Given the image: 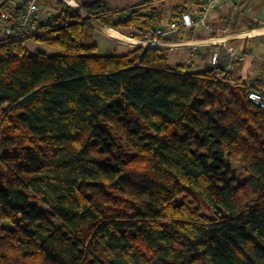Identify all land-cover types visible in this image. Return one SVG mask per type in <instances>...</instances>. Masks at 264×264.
<instances>
[{"label": "trees", "instance_id": "obj_1", "mask_svg": "<svg viewBox=\"0 0 264 264\" xmlns=\"http://www.w3.org/2000/svg\"><path fill=\"white\" fill-rule=\"evenodd\" d=\"M52 1L67 26L0 37V264H264V111L246 83L172 67L167 48L97 55L90 22L140 39L162 18L149 2L78 0L83 17Z\"/></svg>", "mask_w": 264, "mask_h": 264}, {"label": "crops", "instance_id": "obj_2", "mask_svg": "<svg viewBox=\"0 0 264 264\" xmlns=\"http://www.w3.org/2000/svg\"><path fill=\"white\" fill-rule=\"evenodd\" d=\"M148 2L162 12L157 29L167 27L178 13L189 12L196 15L202 0H147L135 6ZM135 6L112 8L108 4L111 10H130ZM238 8H241L244 14L239 12ZM239 17L245 18L243 20L246 24L231 27L227 20ZM89 25L93 35L98 32L112 44L103 56H121L130 49L142 45L141 39L130 38L96 21L90 22ZM93 43L98 47L94 36ZM161 46L169 49L170 53H176L178 59L176 61L181 63L177 65L187 64L189 72L211 68V55L216 51L219 52L220 61L224 63L229 57L227 51L231 49L234 55L240 57L230 71L233 79L241 82L264 81V0L222 2L210 13L207 27L186 30L172 37L170 42H161Z\"/></svg>", "mask_w": 264, "mask_h": 264}, {"label": "built area", "instance_id": "obj_3", "mask_svg": "<svg viewBox=\"0 0 264 264\" xmlns=\"http://www.w3.org/2000/svg\"><path fill=\"white\" fill-rule=\"evenodd\" d=\"M70 11H76L85 16L78 0H60ZM227 0H202L196 15L189 12L176 16L165 28H157L153 32L137 31L140 39L144 40L149 48L161 46L162 40L190 29H200L208 26L210 13L215 7ZM38 22L47 27L67 26L65 20H55L53 11L46 10L41 5V0H0V30L3 37L11 40H23L31 38L38 33ZM228 59L222 63L219 52L212 53L211 67H219L223 73L217 72L216 77L230 79V71L240 57L234 55L229 49ZM229 73V74H228ZM248 99L257 108L264 111V82L254 81L246 83Z\"/></svg>", "mask_w": 264, "mask_h": 264}, {"label": "rangeland", "instance_id": "obj_4", "mask_svg": "<svg viewBox=\"0 0 264 264\" xmlns=\"http://www.w3.org/2000/svg\"><path fill=\"white\" fill-rule=\"evenodd\" d=\"M144 1H147V0H108V4L112 8H114V7L129 8V7L135 6L139 2H144ZM227 1H229V0H227ZM166 5H167V3H166ZM43 8H45L46 10H50V11L54 12V11L58 10V5L55 3V1H52V2H49V3L45 4L43 6ZM241 10H242L241 8H238L239 12H242ZM242 14H244V13L242 12ZM242 14H240V15H242ZM243 19H245V18H243V17H239L238 19L229 18L227 21H228V23L230 24L231 27L232 26H241V25L246 24V22ZM135 30L136 29H132V30H130V32H133ZM182 32H184V31H182ZM182 32H180V33H182ZM125 33L126 34H124V33H121V34L130 37L128 35V33H129L128 31H126ZM180 33H178V34H180ZM178 34H176L174 36H177ZM93 36H94L95 42H96V44L98 46L97 47L98 50H97L96 54L99 55V56H103L104 54H106V50L112 44H111V42H109V40H107L103 35H101L98 32L97 33L95 32V34ZM0 37H3V33L1 32V30H0ZM130 38H132V37H130ZM141 41L143 43L141 45V47L149 48V47L146 46L147 44H145L146 42L144 40H141ZM138 45H140V44H138ZM25 46H26V48H27V50L29 51L30 54L42 53V54H46V55H55V54L58 53L54 48H52L50 46H47V45H44V44H41V43H38L34 39L27 40ZM136 47H139V46H136ZM155 48H163V47L162 46H158V47H155ZM176 60H178L176 53H170V57H169L170 66H176L177 64H181V63L177 62ZM254 81H261V80L245 81L244 83H249V82H254ZM225 163H226L227 167L232 171V174L237 178L238 181H244L247 178V174L245 173V171H244V169H243V167H242V165H241V163L239 162L238 159L225 158ZM195 199L197 201L198 206L201 209V212L206 214V215H211V209L209 207V204L197 192L195 194ZM34 201L37 202L40 205V209L42 211L48 213V209L41 202H39L37 200H34ZM181 202H182L181 198H177L174 201V205H179ZM49 216L53 220H55V218L52 215L49 214Z\"/></svg>", "mask_w": 264, "mask_h": 264}, {"label": "bare ground", "instance_id": "obj_5", "mask_svg": "<svg viewBox=\"0 0 264 264\" xmlns=\"http://www.w3.org/2000/svg\"><path fill=\"white\" fill-rule=\"evenodd\" d=\"M142 43V42H141ZM143 44V43H142Z\"/></svg>", "mask_w": 264, "mask_h": 264}]
</instances>
